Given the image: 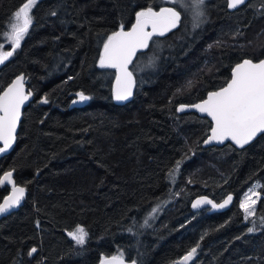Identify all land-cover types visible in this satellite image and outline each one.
Returning <instances> with one entry per match:
<instances>
[{
	"label": "trees",
	"instance_id": "1",
	"mask_svg": "<svg viewBox=\"0 0 264 264\" xmlns=\"http://www.w3.org/2000/svg\"><path fill=\"white\" fill-rule=\"evenodd\" d=\"M25 2L0 0L5 51L11 44L2 34ZM149 7L185 9L166 0H37L32 7L20 47L0 65V92L23 76L31 93L14 147L0 153V177L11 172L26 189L22 205L0 219V264H98L109 256L185 264L177 261L192 248L186 264H264V133L240 150L202 148L210 122L177 113L223 86L234 64L264 57V0L234 12L207 0L202 25L152 38L130 65V99L116 103L115 71L100 67L101 51ZM81 92L89 99L80 102ZM255 183L259 197L246 218L240 199ZM9 190L0 184V202ZM227 194L234 202L225 212L189 208L196 196L217 202ZM77 225L87 232L82 245L67 236Z\"/></svg>",
	"mask_w": 264,
	"mask_h": 264
},
{
	"label": "snow or ice",
	"instance_id": "2",
	"mask_svg": "<svg viewBox=\"0 0 264 264\" xmlns=\"http://www.w3.org/2000/svg\"><path fill=\"white\" fill-rule=\"evenodd\" d=\"M37 0H26V2L16 11L12 23H10V31L3 33L8 42L11 44L10 50H3V45L0 44V64L8 60L15 50L20 47L21 41L27 34L30 25L33 22L31 9L36 4ZM180 2L182 7L190 10L194 20V27H199L203 22L204 16V0H174ZM229 8H236L245 3V0H227ZM52 15H56L55 12ZM181 19V14L174 8L161 9L159 13L154 12L150 7L144 11L136 13V23L132 26L131 31H123V26L118 32H113L108 36L104 43V51L100 57L101 67L117 68L122 75L117 76L118 87L115 92L116 100H126L132 95V74L127 71V65L131 61V57L135 54L137 48L148 46V39L157 33L163 35L164 32L175 28ZM163 21L160 29H157V23ZM148 23L153 26V32H144V27ZM23 76L17 77L12 82L7 90L0 94V141L3 142V147H0V153L6 151L14 140L13 133L16 128L17 121L20 117V106L31 95L29 92L24 94ZM122 85V86H121ZM191 85V82H189ZM80 101H86L88 96L82 92L77 94ZM47 103L45 99L43 101ZM75 103V101H74ZM183 105L178 109L182 110ZM201 113H207L214 122L211 128V135L205 143L210 141L223 142L225 139H231L236 145L244 146L248 144L258 133H264V60L258 63H253L251 60H244L243 63L237 64L233 69L232 78L227 83L226 87H222L219 91L210 92L208 98L200 104L193 105ZM180 162H177V169ZM5 181L12 184V195L5 197L0 203V213L7 212L20 203L24 195L25 189L18 187L12 180V173L6 172L3 177H0V184ZM259 197L258 193L250 190L246 194L245 200L241 203V208L244 209L246 218L253 215V206L256 203L252 196ZM232 197L224 201L223 204H213V207H224L231 201ZM200 203H211V201H197L193 207H198ZM159 208L152 209L155 213ZM152 213H149V218ZM147 224V219L145 220ZM254 229L249 228L252 232ZM68 235L76 241L77 244H84L87 232L79 225L69 232ZM199 247V245H197ZM36 251L31 249V256ZM196 253V248L183 258L185 264ZM105 264H123L122 257H112ZM135 264V262H133Z\"/></svg>",
	"mask_w": 264,
	"mask_h": 264
},
{
	"label": "water",
	"instance_id": "3",
	"mask_svg": "<svg viewBox=\"0 0 264 264\" xmlns=\"http://www.w3.org/2000/svg\"><path fill=\"white\" fill-rule=\"evenodd\" d=\"M247 1H249V0H245V3H246ZM226 2H227V0H226ZM245 3H244V4H245ZM244 4H242V5H244ZM242 5H239L238 7H241ZM238 7H236V8H229V7H228V2H227V6H226V8H227V11H228V12H232V11L236 10ZM135 23H136V20H134V21L132 22V24H131L128 28L123 29V31H125V32L131 31L132 26H133ZM163 23H164L163 21L158 22V23H157V29H160V28L162 27ZM120 30H121V29L117 30L116 32H118V31H120ZM144 32H148V33H152V32H153V26H152L151 23H148L147 25H145V27H144ZM166 33H167V31L164 32L163 35L158 34V32H157V33H153V35L148 39V43H149V41H150L151 38H153V37H161V36H164ZM145 49H146V47H144V48H137V49H136L135 54L131 57V61H130V62L128 63V65H127V71H128V72L131 73V71H130V65H131V64L133 63V61L135 60L136 56H137L139 53H142L143 51H145ZM103 51H104V46H103V49H102V51H101V54L103 53ZM101 54H100V57H101ZM244 60H249V59H243V60H241L240 62L234 64V65L231 67V69H230V71H229V79L227 80V82H226L223 86H221V87H219V88H217V89H215V90H213V91H209V92H207V93L205 94V96H204L203 99H201V100H199V101H197V102H195V103H193V104H180V105L177 106V113H179V114H183V113H194V114H196L198 117L205 118V119H207V120L210 122V128H209V131H208V135L205 137V139H204L203 142L201 143L202 148H208V147H221V146H224L225 144H230V145L233 146L234 148L240 150V149H243L244 147H246L247 145H249V144H250L251 142H253V141H254L259 135L262 134V133H258L256 137H254V138H253L248 144H245V145L242 146V147L236 145L231 139H225L223 142H219V141H215V140H213V141H210L209 143H205V141L208 140V137L211 135V128L214 126V122L212 121L211 117L207 115V113H201L198 109H196L195 107H192L193 105L200 104V103H202L204 100H206V99L208 98V94H209L210 92H216V91H219L222 87H226V86H227V83H228V82L231 80V78H232V72H233V69L236 67L237 64H241V63H243ZM261 60H264V57L261 58V59H259V60H257V61H252V60H251V61H252L253 63H258V62L261 61ZM0 65H1V64H0ZM99 65H100V58H99ZM100 67H101V66H100ZM101 68H103V69H110V70H114V71H115V77H114V82H113V99H114V102H116V103H124L125 101H127L128 99H130L131 96H129L126 100H116V99H115V92H116V89H117V87H118L117 76H118V75H122V74L118 71V69H117V68H112V67H101ZM131 74H132V73H131ZM17 77H20V76H16L15 78H13L12 81H11L9 84H7V85L3 88V90L1 91L0 94H2L5 90H7V89L9 88V86L12 84V82H13L14 80H16ZM121 86H122V85H121ZM134 86H135V80H134V77H133V75H132V89H131V90H132V93H133V90H134ZM23 90H24V94L27 95L28 92H27L26 85H25V83H24V79H23ZM29 99H30V95L28 96V99L25 100L24 103L20 106V117H19V120L17 121L16 128H15V131H14V133H13L14 140H13V142H12V144H11V147H9V148H8L6 151H4L3 153H7V152H9V151L12 150V148L14 147V144H15V141H16V136H17V133H18V131H19V126H20V123H21V120H22L23 110H24V108L27 106V104H28V102H29ZM80 102H81V101H80ZM181 105H183L184 107H183L182 110H179V111H178V109L181 107ZM0 115H3V113H0ZM0 147H3V142H2V141H0ZM263 170H264V166H263ZM3 175H4V174H3ZM2 177H3V176H2ZM3 184H6V185H8V186L10 187L9 193H8L5 197H8V196L12 195V192H13L12 184L8 183L7 181H5ZM16 186H18V185H16ZM18 187H21V186H18ZM24 189H25V188H24ZM25 195H26V189H25V192H24L23 197H22L21 200H20V203L17 204L15 207L9 209L7 212L0 213V219H1L2 217L7 216L8 214L14 212L17 208H19V207L22 205L23 198L25 197ZM229 196H231L232 199H231V201H230L227 205H225V206L222 207V208H221V207H215V208L213 207V204H216V205L223 204L224 201H225L226 199H228ZM5 197H4V198H5ZM201 200H204V201H211V203H200L198 207H195V208H194V207H193V204L196 203L197 201H201ZM3 201H4V199H3L0 203H2ZM233 201H234V196H233L232 194H227L223 199H221L220 201H217V202L214 201V200H212V199H211L210 197H208V196H205V195H199V196L194 197V198L191 200V202H190V204H189V208H190L191 212H193V213L199 212V211H201V210H203V209H208V210H207L208 213H222V212L227 211V210L232 206ZM112 257H114V256H109V257L102 258L98 264H105V262H106V261H109ZM115 257H117V256H115ZM122 261H123V264H133V262H131V261H127V260L124 259V258H122Z\"/></svg>",
	"mask_w": 264,
	"mask_h": 264
},
{
	"label": "flooded vegetation",
	"instance_id": "4",
	"mask_svg": "<svg viewBox=\"0 0 264 264\" xmlns=\"http://www.w3.org/2000/svg\"><path fill=\"white\" fill-rule=\"evenodd\" d=\"M206 1L207 0H204V4L206 3ZM224 1V4H225V8H226V6H227V2H226V0H223ZM181 4V3H180ZM238 8H240V7H238ZM237 8V9H238ZM236 9V10H237ZM180 10H182V9H180ZM226 10H227V8H226ZM236 10H234V11H236ZM234 11H232V12H234ZM180 14H181V19H180V21L178 22V24H177V28H183V27H189V29H193V28H195L194 26H193V24H194V20H193V18H192V21H191V23H189V25H188V23L186 22L187 20H185V16H187L188 14H186V10L184 9V11L183 12H180ZM189 16V15H188ZM209 17H208V15H205V13H204V16L202 17V20H203V22L200 24V25H202L204 22H205V20L206 19H208ZM186 22V23H185ZM199 25V26H200ZM154 38V37H153ZM152 39V38H151ZM150 39V40H151ZM114 77H115V75H114ZM27 88V87H26ZM28 92V91H27ZM1 93V92H0ZM112 94H113V88H112ZM30 100V99H29ZM29 103V102H28ZM179 114V113H178Z\"/></svg>",
	"mask_w": 264,
	"mask_h": 264
},
{
	"label": "rangeland",
	"instance_id": "5",
	"mask_svg": "<svg viewBox=\"0 0 264 264\" xmlns=\"http://www.w3.org/2000/svg\"><path fill=\"white\" fill-rule=\"evenodd\" d=\"M167 2H170V3H175L174 2V0H166ZM192 18H193V16H192ZM258 183H255V184H253L249 189H247L246 190V192L243 194V196L241 197V199H240V205H241V203H242V201H244L245 200V196H246V194H249L250 193V190H254V192L255 193H257V189H258ZM256 198H257V196H255V195H253L252 196V199H255L256 200ZM253 208H254V206H253ZM242 209V208H241ZM243 211H244V209H242ZM244 214H245V211H244ZM245 217H246V214H245ZM248 217H250V216H248ZM69 233V232H68ZM68 233H67V236L69 237V238H71L69 235H68ZM72 239V238H71ZM73 240V239H72ZM75 241V240H74ZM76 242V241H75ZM184 258V257H183ZM183 258H180V259H178V261L177 262H179V263H185V261H184V259ZM189 261V260H188ZM187 261V262H188Z\"/></svg>",
	"mask_w": 264,
	"mask_h": 264
},
{
	"label": "bare ground",
	"instance_id": "6",
	"mask_svg": "<svg viewBox=\"0 0 264 264\" xmlns=\"http://www.w3.org/2000/svg\"><path fill=\"white\" fill-rule=\"evenodd\" d=\"M233 202H234V201H233ZM203 210H206V211H207L208 209H203ZM201 211H202V210H201ZM196 213H197V212H196ZM207 213H208V212H207ZM209 214H212V213H209Z\"/></svg>",
	"mask_w": 264,
	"mask_h": 264
}]
</instances>
